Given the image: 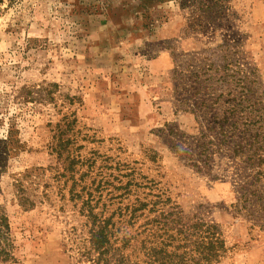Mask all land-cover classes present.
Returning <instances> with one entry per match:
<instances>
[{
  "label": "rangeland",
  "instance_id": "1",
  "mask_svg": "<svg viewBox=\"0 0 264 264\" xmlns=\"http://www.w3.org/2000/svg\"><path fill=\"white\" fill-rule=\"evenodd\" d=\"M201 5L0 0V139L13 125L19 144L0 157V212L19 264L74 261L80 202L70 200L51 153L56 125L72 118L79 151L100 155L98 164L109 157L107 171L127 164L184 210L207 205L228 246L218 264H264V231L230 211L225 160L214 156L216 164L197 171L173 147L176 132L182 150L207 132V120L192 110L206 89L225 111L232 95L246 99L239 124L264 133V0H219L212 19L202 17ZM195 73L212 77L196 93Z\"/></svg>",
  "mask_w": 264,
  "mask_h": 264
},
{
  "label": "trees",
  "instance_id": "2",
  "mask_svg": "<svg viewBox=\"0 0 264 264\" xmlns=\"http://www.w3.org/2000/svg\"><path fill=\"white\" fill-rule=\"evenodd\" d=\"M181 1L185 4L194 0ZM199 2L202 17L212 19L219 0ZM201 75H194V93L198 87L208 88L212 79L210 73L204 78ZM206 81V85L200 86ZM206 90L194 101L192 109L201 120H207L203 139L182 150L183 134L176 132L179 143L170 146L192 157L197 171L216 164L214 156L225 160L224 170L231 175L234 189L230 211L247 221L250 228L264 231V133L239 124L238 105L246 99L232 95L225 111L220 96ZM44 96L46 100L53 98L51 92ZM74 122L72 118L64 125L57 124L58 136L51 145L58 165L55 174L64 177V186L69 184V198L80 202L83 217L80 236L71 237L75 251V255H69L74 260L71 264H218L227 255L223 232L207 205L184 210L152 179L127 164H122L123 168L115 165L116 174L107 171L112 168L109 157L98 164L100 155L79 151L83 146L76 145L77 138L70 126ZM15 133L13 125L6 129V138L0 139V157L19 147ZM13 250L8 219L0 212V264H19Z\"/></svg>",
  "mask_w": 264,
  "mask_h": 264
}]
</instances>
